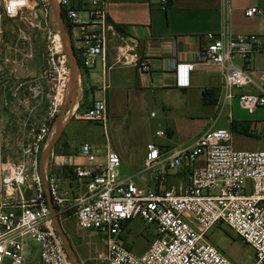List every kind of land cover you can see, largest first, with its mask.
I'll use <instances>...</instances> for the list:
<instances>
[{"label": "built area", "instance_id": "2783aa9c", "mask_svg": "<svg viewBox=\"0 0 264 264\" xmlns=\"http://www.w3.org/2000/svg\"><path fill=\"white\" fill-rule=\"evenodd\" d=\"M28 1L0 0V22L21 19L30 6ZM161 3L165 11L169 1ZM108 5L109 0H58L79 68L95 69L101 64L102 72L106 71L110 34L114 32ZM44 8L47 12L48 5ZM263 13L252 7L245 16L252 19ZM47 34L54 65L58 54L55 36ZM206 39L196 63L222 69L220 111L213 125L191 145L166 150L147 144L143 165L144 171L152 173L154 186H138L133 177H120V156L109 147L100 153L86 142L79 154L84 162L67 170L69 190L62 191V179L50 166L46 190L40 171L41 153L54 134L63 101L55 98L50 103L44 123L23 158L2 167L0 264H25L26 240L38 244L39 264H73L56 230L50 199L59 213L75 210L79 229L102 234L107 264H233L205 240L207 232L221 223L254 249V264H264V151L233 147L235 118L230 109L226 113L230 129L215 128L223 110L234 100L250 115L264 108V86L258 85L249 68L251 57L264 53V37L209 33ZM237 60L243 64L238 65ZM150 62L147 56H133V63L142 72L148 71ZM194 66L192 62L176 63V88L191 86ZM251 87L256 91H246ZM74 117L105 126L106 100L95 101ZM175 173H185L189 179L184 192L167 186ZM135 220L154 226L157 235L141 255L134 254L124 240L127 225Z\"/></svg>", "mask_w": 264, "mask_h": 264}, {"label": "rangeland", "instance_id": "374dc122", "mask_svg": "<svg viewBox=\"0 0 264 264\" xmlns=\"http://www.w3.org/2000/svg\"><path fill=\"white\" fill-rule=\"evenodd\" d=\"M52 2L57 5L58 0ZM28 3L30 6L24 11L21 19L4 22L0 29V86L3 107L8 114L4 126L3 144L8 149L6 160L10 163H17L23 158L24 151L33 142L34 135L44 123L50 103L55 98L63 101L67 84L61 96L62 81L70 76L69 62L63 63L62 55L57 51L55 64L51 63L47 33L51 32L56 38L57 35L59 36L60 28L49 0H29ZM47 5L46 12L44 6ZM240 63L241 61L237 60V64L241 65ZM12 65H22L26 68L27 75L17 77L16 72L11 70ZM137 96L143 101L142 109L135 108L130 102ZM77 98L79 102L80 96L78 95ZM111 100L115 102L116 109L113 114L110 113L105 126L99 122L75 118L65 129L64 136L62 132L53 151L57 153L61 151L65 138L69 142L68 152L71 155L80 154L81 146L86 142L92 144L100 153H105L109 147L121 158V167L118 170L120 177H133L138 186L144 187L153 186L152 173L144 171L143 165L147 144L156 143L164 149L191 145L213 125V119L220 111L218 106L214 109L213 116L201 117L203 111L201 103L188 106L185 97L173 91L133 92L123 89L118 99L111 97ZM80 106L82 107L81 103ZM68 109L69 106L66 111ZM229 109L235 120L247 121L244 125L250 128L247 135L233 131V147L236 150L264 151V108L250 115L239 107L237 100H234L232 107L223 110V115L217 121L215 128L230 129V123L226 119ZM84 112L85 109L82 108L79 114ZM59 114L60 109L55 122ZM53 131L54 136L56 124ZM158 132H163L164 135L160 136ZM117 147H120L125 154L116 150ZM51 158L52 153L48 166L51 165ZM61 171L62 174L59 172L58 174L62 179V191L65 193L71 183L67 181L64 169ZM57 213L80 263L107 264L102 234L79 229L76 226L74 209ZM135 224L139 225L137 231L133 234L128 233L124 240L134 254L141 255L157 235L154 226L139 220ZM205 240L222 252L233 264H254V249L245 244L224 223L212 227L207 232ZM38 247L37 243L26 240L24 255L28 257L33 253L32 262L26 264H39Z\"/></svg>", "mask_w": 264, "mask_h": 264}, {"label": "crops", "instance_id": "0c3cea01", "mask_svg": "<svg viewBox=\"0 0 264 264\" xmlns=\"http://www.w3.org/2000/svg\"><path fill=\"white\" fill-rule=\"evenodd\" d=\"M252 7L264 11V0H171L165 11L162 9L161 0H109L108 15L114 32L110 34L106 71L102 72L101 64L95 69L82 67L79 71L78 68L76 69L81 89L78 91L80 98L75 112L64 125L63 136L65 129L75 119V114L82 108L86 110L97 100H106L107 120H109L110 113L113 114L116 109L111 97L118 99L123 89L133 92L146 90L179 92L185 97L188 106L200 103L203 105L201 117L213 116L214 109L218 107L220 93L217 96V104L212 105L214 97L210 96L205 102L204 92L208 89L220 92L223 83L222 69L209 64L196 63L197 55L207 44L206 35L209 33L216 35L227 33L233 37L241 35L264 37V13L252 19L245 16V11ZM4 22L12 21L0 22V29ZM134 55L150 58L147 72H142L135 66ZM179 62L195 63L191 73V86L187 89H178L174 86V69ZM240 64L242 65L243 62ZM249 68L250 75L258 85L264 86V53L254 54ZM246 91L255 92L256 89L251 87ZM130 102L137 109L143 107V101L138 96ZM67 103L69 104V100ZM3 104L0 86V177L2 167L7 163L8 151L3 144L4 126L8 116ZM235 122L247 121L235 120ZM64 140L61 151L52 152L51 165H49L59 174L63 169L65 171L76 163L84 162L79 154L71 155L68 152L69 142L66 138ZM116 150L125 154L120 147ZM188 184L189 179L185 173H175L170 175L167 186L181 193ZM136 221L127 225L125 236L137 231L139 225L135 224ZM62 224L61 221V226ZM64 232L68 237L67 232L65 230ZM25 259L28 263L32 262L33 253L28 257L25 255Z\"/></svg>", "mask_w": 264, "mask_h": 264}, {"label": "water", "instance_id": "95a60500", "mask_svg": "<svg viewBox=\"0 0 264 264\" xmlns=\"http://www.w3.org/2000/svg\"><path fill=\"white\" fill-rule=\"evenodd\" d=\"M49 3H50V6L52 8L53 14L56 18V21L59 25L60 35L63 39L64 48L66 47V45H65L66 44L65 43L66 36H67L69 43H70V46H71V41H70V38L68 36L67 29L65 28L64 19L62 17V14H61L58 6L56 7V5L52 2V0H49ZM71 49H72V46H71ZM73 57H74V54H73ZM74 59H75V57H74ZM75 62H76V66H77L78 71H79L80 68H79V65H78V62L76 61V59H75ZM11 70H12V72H16L17 77H19V78L25 77L27 75L26 74V68L23 67L22 65H12ZM70 70H71V75H73L74 74V68L72 66L70 67ZM67 107H68V103H67V99L65 97L63 102H62L61 108H60V114H59V116L56 120V123H55L56 124L55 135L52 136L53 138L50 139V141L44 147L42 154H41L40 171H41V177H42L43 185H44L46 190H47V169H48L47 164H48L49 158L51 156V153L53 151V148L56 145L58 139L60 138V136L63 132L64 126L62 125V123H63L64 117L66 115V112H67L66 111ZM49 204H50L52 214L54 217V223H55L56 230H57L59 236L61 237V239L63 241V244L66 248V251L69 255V258L71 259L73 264H81L76 253H75V251H74V249H73V247H72V245H71V243H70V241H69V239H68V237H67V235L65 234V232L61 226V222L59 220V216H58L56 207L52 203L51 199L49 200Z\"/></svg>", "mask_w": 264, "mask_h": 264}, {"label": "bare ground", "instance_id": "6f19581e", "mask_svg": "<svg viewBox=\"0 0 264 264\" xmlns=\"http://www.w3.org/2000/svg\"><path fill=\"white\" fill-rule=\"evenodd\" d=\"M55 5L56 3L53 2ZM58 6V2L56 7ZM56 51L62 55V62H69L70 67L72 66L74 68V74L71 75V70H70V76L69 78L65 77L64 81H62V91H61V96L63 95V89L66 87L65 93H64V98L66 97L67 101L69 100V109L67 111V116L64 117L63 123L62 125L64 126L65 123L67 122L68 118L75 112L77 106H78V100H77V95H78V91L81 90L80 89V82H79V75L77 72V66H76V62L75 59L73 57V53H72V49L69 43V40L66 36L65 38V45L66 47L64 48V44H63V39L59 33V36L57 35L56 38ZM64 100V99H63Z\"/></svg>", "mask_w": 264, "mask_h": 264}, {"label": "trees", "instance_id": "16d2710c", "mask_svg": "<svg viewBox=\"0 0 264 264\" xmlns=\"http://www.w3.org/2000/svg\"><path fill=\"white\" fill-rule=\"evenodd\" d=\"M168 1H169V3L171 2V0H168ZM62 17L65 20V15L63 13H62ZM66 28H67V25H66ZM77 62H78V65L80 67L81 64H80V61L78 59H77ZM219 93L220 92L215 91L213 89L206 90L204 92V100H205V102L207 101V98H209L211 96V97H214L213 101L211 102V104L212 105H216L217 104V99H218L217 96L219 95ZM233 128H234L235 131H240V133H242V134H245V135L249 134V129H248V127L246 125H244V122H241V124L235 122ZM67 170H65V174L66 175H67Z\"/></svg>", "mask_w": 264, "mask_h": 264}]
</instances>
